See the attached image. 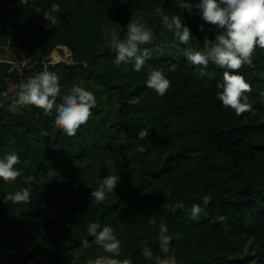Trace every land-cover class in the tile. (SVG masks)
<instances>
[{"label": "trees", "instance_id": "16d2710c", "mask_svg": "<svg viewBox=\"0 0 264 264\" xmlns=\"http://www.w3.org/2000/svg\"><path fill=\"white\" fill-rule=\"evenodd\" d=\"M34 1L53 12L57 23L51 29L41 26L23 51L9 48L10 56L42 60L64 44L72 51V62L48 68L60 75L57 103L73 84L90 82L96 106L88 122L69 137L55 128L54 110L45 116L29 106L13 114L0 96V158L15 152L21 160L15 166L20 177L11 183L0 180V264H16L10 258L16 251V260L23 261L20 247L35 240L45 258L33 264H61L67 255L85 249L84 240L96 244L87 231L91 223L111 227L121 242L116 258L132 264H155L141 255L144 247L154 257H164L158 241L161 223L173 237L169 255L177 264H264V49L257 47L254 68L239 70L252 86L247 94L252 111L237 116L216 95L224 70L210 62L209 76L201 78L184 55L186 49L202 51L204 35L214 39L221 30L199 14L182 13L179 0H20L18 15H27ZM12 2H0V15ZM158 7L169 16L181 15L192 34L186 45L162 27ZM140 14L153 16L145 21L156 37L143 46L151 55L140 71L163 69L171 82L153 106L136 102L146 89L142 74L134 61L117 67L105 39V29H115L123 39L127 24ZM5 30L0 17V37ZM173 64L175 71H169ZM34 75L0 65V93L11 97L15 90H9L8 82L18 85ZM104 92L115 102L113 117L98 116ZM107 175L120 180L96 204L91 192ZM28 176L34 177L31 202L4 203L7 193L26 186ZM204 196L210 197L206 206ZM168 203H183L184 208L171 212ZM193 204L204 208L197 220L190 218Z\"/></svg>", "mask_w": 264, "mask_h": 264}, {"label": "clouds", "instance_id": "9594fccd", "mask_svg": "<svg viewBox=\"0 0 264 264\" xmlns=\"http://www.w3.org/2000/svg\"><path fill=\"white\" fill-rule=\"evenodd\" d=\"M177 7L182 13L187 12L189 16L199 14L207 24L221 30L214 39L204 35L202 51L186 49L184 55L187 61L197 67L201 78L209 76L210 62L223 69L222 81L217 84L218 100L224 107L234 110L237 116L252 111L247 95L252 92V86L243 75L238 73L245 65L254 68L253 57L257 47L264 49V0H199L196 4L191 3L190 0H179ZM155 11L160 17L162 27L172 33L180 43L186 45L192 38V34L181 19V15L169 16L159 7ZM126 27L127 32L123 39L119 37L115 29H112L110 33L105 29V39L109 41L115 52V64H128L134 61V69L139 72L145 64V58L151 55V50L143 46L155 42L154 30L148 26L142 16L131 19ZM200 28L203 30V25ZM176 67L175 64L171 65L169 71H175ZM146 86L163 96L170 89L171 82L166 78L163 69L149 68ZM60 94V75L44 70L16 85L11 97L7 91L0 93V96L9 101L8 111L13 114L29 106L42 109L45 116H52L54 110L55 128L72 137L82 125L88 122L92 115L91 110L96 106V99L94 94L81 83L73 84L62 96L61 102L57 103ZM3 106L4 101L0 100V107ZM20 163V157L15 152L0 158V180L11 183L20 177L21 171L15 167ZM33 180L32 176L25 177L26 186L18 191L7 193L3 199L4 203L7 204L9 201L13 204L30 203ZM119 180L118 175L105 176L99 187L92 190V202L103 203L107 195L114 192ZM202 202L203 205H208L210 197L204 196ZM165 207L175 212L177 209H183L184 204L168 203ZM203 211L204 208L200 204H193L190 218L199 219ZM149 223L156 226L155 219L150 218ZM87 231L94 237V242L105 253L110 254L89 260L88 264H132L130 259L116 258L121 254V242L111 227L101 228L99 223H91ZM168 232L167 225L161 223L158 241L160 251L165 254L164 257H154L152 249L144 247L141 255L147 261L151 262L154 259L155 264H177L175 256L169 255L173 237ZM82 246L87 248L88 241L84 240ZM76 259L73 258L72 264H76Z\"/></svg>", "mask_w": 264, "mask_h": 264}, {"label": "rangeland", "instance_id": "374dc122", "mask_svg": "<svg viewBox=\"0 0 264 264\" xmlns=\"http://www.w3.org/2000/svg\"><path fill=\"white\" fill-rule=\"evenodd\" d=\"M12 1L13 2L11 4L4 7V12L3 13L1 12L2 14L0 15L1 22L5 24L6 27L4 34L0 37V44L6 48L8 54H10L9 48L14 51H19V50L23 51L27 47L26 45L28 44V41H30L33 38L34 34L41 26H44L47 29H51L57 23L56 15L51 11H44L40 6L37 5L36 1L32 2L31 9L28 11L27 15L24 16L18 15L17 6L20 0H12ZM0 2H3V0H0ZM54 8H57V6H55ZM140 16H142L144 20L146 18L150 19L153 17L152 15L143 16V14H140L139 17ZM62 45L65 46L64 44H57L55 48L60 47ZM65 47L67 50L69 49L67 46ZM64 50L65 49H63L62 52L65 54ZM116 66L118 67L119 65ZM148 71L149 70L140 71L142 74L141 79L144 81V86L146 89L141 93V95L136 97V102L138 104L153 106L161 102L162 96L158 95L155 92V90L148 88L146 86ZM89 85H91L90 82L85 83L83 87L89 90L88 88ZM8 86H9V90H15V86H16L15 81L8 82ZM95 88L103 91L101 85H97ZM106 92L103 93L101 99L102 101L101 106L103 108V111L100 110L98 111V116L100 117L104 114H109L112 116V113L115 110V105H114L115 102ZM56 211L57 210L54 208L51 210V213L55 214ZM40 246L41 243L39 240H35L33 242H26L23 246L20 247V251L25 256L24 260L23 261L16 260L18 251L13 252L10 258L12 259L15 258L14 263L16 264H33V262L36 259L45 258L43 257V254L40 250ZM107 254L108 253H105L100 246L94 244L88 246L85 249H82L80 252L76 254L67 255L63 259L61 264H72L73 258H77L76 264H88L89 260H93L98 256H103Z\"/></svg>", "mask_w": 264, "mask_h": 264}, {"label": "built area", "instance_id": "2783aa9c", "mask_svg": "<svg viewBox=\"0 0 264 264\" xmlns=\"http://www.w3.org/2000/svg\"><path fill=\"white\" fill-rule=\"evenodd\" d=\"M65 46L55 48L52 53L46 58L39 60L33 56H27L22 58L11 57L10 54H0V65L8 64L10 71H18L21 75L25 72L38 74L41 71L48 70L50 65H55L61 61L70 63L72 61V52L70 49H66ZM64 50L65 54L62 52ZM69 51V52H68Z\"/></svg>", "mask_w": 264, "mask_h": 264}, {"label": "crops", "instance_id": "0c3cea01", "mask_svg": "<svg viewBox=\"0 0 264 264\" xmlns=\"http://www.w3.org/2000/svg\"><path fill=\"white\" fill-rule=\"evenodd\" d=\"M7 51H6V48L0 44V54H6Z\"/></svg>", "mask_w": 264, "mask_h": 264}]
</instances>
